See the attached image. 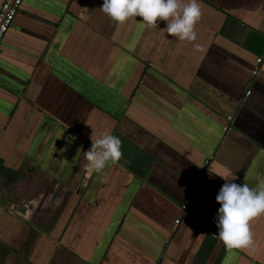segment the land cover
Listing matches in <instances>:
<instances>
[{
	"label": "crops",
	"instance_id": "1",
	"mask_svg": "<svg viewBox=\"0 0 264 264\" xmlns=\"http://www.w3.org/2000/svg\"><path fill=\"white\" fill-rule=\"evenodd\" d=\"M199 2L203 51L103 0H24L0 48V264H264V216L244 249L215 219V173L264 183V0ZM106 131L104 180L84 165Z\"/></svg>",
	"mask_w": 264,
	"mask_h": 264
},
{
	"label": "clouds",
	"instance_id": "2",
	"mask_svg": "<svg viewBox=\"0 0 264 264\" xmlns=\"http://www.w3.org/2000/svg\"><path fill=\"white\" fill-rule=\"evenodd\" d=\"M100 9L119 24L141 17L147 28L154 29L160 21H165L170 36L192 43L196 51H203L195 43L196 26L203 15L199 0H103ZM91 140V147L85 151V171L106 180L104 170L109 164L118 165L123 158L122 141L107 131ZM215 174L225 181L216 196L221 205L215 218L219 229L216 234L227 249L250 248L254 245L252 221L264 216V183L252 188L247 183H235L237 176L227 170Z\"/></svg>",
	"mask_w": 264,
	"mask_h": 264
},
{
	"label": "built area",
	"instance_id": "3",
	"mask_svg": "<svg viewBox=\"0 0 264 264\" xmlns=\"http://www.w3.org/2000/svg\"><path fill=\"white\" fill-rule=\"evenodd\" d=\"M24 0H5L0 8V48L4 37L10 27L12 26L16 15L20 11V8ZM258 65L254 69V75L257 76L261 65L264 64V57H258ZM232 116L228 117V126L230 125V120ZM186 207V206H184ZM180 219H177L176 222H179Z\"/></svg>",
	"mask_w": 264,
	"mask_h": 264
}]
</instances>
